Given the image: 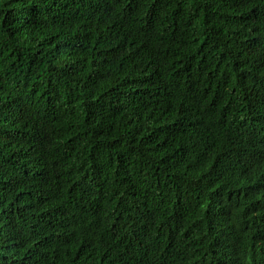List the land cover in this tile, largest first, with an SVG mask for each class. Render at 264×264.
<instances>
[{"label":"trees","instance_id":"1","mask_svg":"<svg viewBox=\"0 0 264 264\" xmlns=\"http://www.w3.org/2000/svg\"><path fill=\"white\" fill-rule=\"evenodd\" d=\"M0 264H264V0H0Z\"/></svg>","mask_w":264,"mask_h":264},{"label":"bare ground","instance_id":"2","mask_svg":"<svg viewBox=\"0 0 264 264\" xmlns=\"http://www.w3.org/2000/svg\"><path fill=\"white\" fill-rule=\"evenodd\" d=\"M222 262V261H221Z\"/></svg>","mask_w":264,"mask_h":264}]
</instances>
